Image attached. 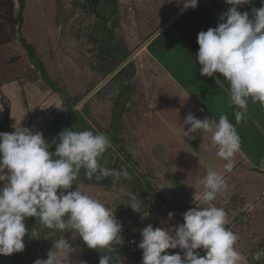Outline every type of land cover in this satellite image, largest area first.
I'll return each mask as SVG.
<instances>
[{"label": "rangeland", "instance_id": "374dc122", "mask_svg": "<svg viewBox=\"0 0 264 264\" xmlns=\"http://www.w3.org/2000/svg\"><path fill=\"white\" fill-rule=\"evenodd\" d=\"M63 1L69 8L70 0ZM117 1L120 27L115 30L114 37H122L129 49L134 51L146 42H143L145 38L152 37L160 27L165 26L187 0ZM5 2H0V12H5L2 20L15 31L14 36L18 39L13 41L14 45L17 50L20 47L27 57L17 33V0H12L7 6ZM56 11L55 0H26L21 34L31 44L49 77L62 79L71 97L76 89L78 93L83 92L80 77L91 73L87 67H79L77 58L91 46L80 31L88 25L98 29L96 21L102 28L111 25L113 18L105 22L79 10L62 32L55 21ZM171 32L172 29L168 28L166 34L156 36L132 58L135 91L131 90L128 97L124 81L120 77L111 78L83 105L78 104L75 114L69 112L65 100L54 94L52 103L62 106L54 111L58 112L57 116H52L51 120L46 112V116H32V162L34 170L40 174L38 177L42 175L45 181H38V177L27 168V178L23 182L30 187L28 205L12 199L5 200L7 206L4 208L10 211L8 227L14 226L18 231L12 233L13 237L7 229L5 234L0 235V264H12L28 255L34 226L52 229L42 244L38 264H136L129 253L110 256L102 244L90 241L98 226V215L105 212L106 204L119 198L117 193L99 181H103V172L123 156L106 139L104 131L113 124L112 106L116 104L118 111L126 97V102H137V116L134 112L129 116L125 113L118 122H122L117 135L124 140L123 154L132 152V160L138 162L141 174H147L149 184L160 194L165 205L180 210L198 202L201 206L196 220L190 221L188 229L177 217L165 212L154 217L153 221L157 222L155 230L159 236L171 239L177 246L196 248L205 259L196 263L190 256L175 260L172 246L166 245L149 257V264H263L256 260L262 256L264 249L256 246L264 241V177L257 173L253 165L243 162L241 170H235L232 178L229 177L225 190L217 191L212 186L215 174L210 172V167L218 166V160L225 158L226 154V163L235 157L228 156L230 153L225 151L223 137L213 132L218 116H210L211 121L204 122L207 127L201 129L204 133L198 137L194 126L203 123L202 116L190 111L189 115L176 113V104L179 103L174 96L177 94L178 98L179 94L167 85L168 70L158 60V44L165 43ZM15 54L10 53L0 60L9 61L11 74H21L22 68ZM189 60L188 55H183L179 65L177 63L179 69L189 70L190 73L197 70ZM10 72L7 70L5 76H10ZM34 75L44 84L38 72L35 71ZM16 93L12 124L15 129H20V126L25 127L24 121H29L31 117L24 113L25 107L28 111L34 107L35 113L40 107L36 105L40 103L33 98L30 104L29 96L25 98L20 89ZM178 107L185 112V105ZM42 133H47L44 141ZM215 171L217 175L220 170L216 168ZM234 194L240 195L238 199L241 198L242 203L235 201L238 206L225 213L228 200ZM239 211L246 213L242 224L233 222ZM219 231L224 232L223 239L231 242L233 249L227 254H209L206 246L212 244L211 238Z\"/></svg>", "mask_w": 264, "mask_h": 264}, {"label": "crops", "instance_id": "0c3cea01", "mask_svg": "<svg viewBox=\"0 0 264 264\" xmlns=\"http://www.w3.org/2000/svg\"><path fill=\"white\" fill-rule=\"evenodd\" d=\"M4 1L6 6L12 3V0ZM182 7L169 19L174 17L170 24L158 29V36L166 34L168 28L172 29L166 42L158 44V60L164 63L166 71L171 72H166V81L170 88L177 90L178 98L177 94L174 96L177 103L186 106L185 112H182L176 104L175 112L199 114L203 123L210 122V116H218L216 123L214 119L213 132L223 137L225 151H229V157L235 158L226 163V154L225 158L218 160L219 167H210V172L215 174L212 186L221 184L216 187L217 191L225 188L229 177L232 178L235 170H241L243 162L253 165L257 173L264 177V171L260 172L264 170V0H187ZM3 13L0 12V59L16 51L22 72L11 74L9 61L0 60V122L9 116L10 137L26 169L29 168L38 177L40 174L34 170L31 155L34 151L30 129L32 116H46L47 113L51 120L52 116H57L58 112L54 111L62 106L52 103L54 94L38 81L24 51L15 47L14 42L18 38L14 36L15 31L2 20L5 18ZM183 55H188L190 65L198 69L191 73L179 69L177 63L179 65ZM7 70L10 76H5ZM17 89L25 98L29 96L30 104L33 98L40 103L36 105L40 106L36 114L33 112L34 107L29 111L25 107L24 113L31 117L29 121H24L25 127L20 126V129H15L12 124ZM4 101L8 105V113ZM215 110H218L217 114H214ZM42 119L43 126L44 117ZM203 123L194 126L197 136H201L204 133L201 129L207 127ZM27 128L29 131L26 132ZM211 134L212 131L208 133L209 136ZM46 136L47 133H42V141ZM216 168L220 170L217 175ZM223 178L225 180L222 181ZM38 179L41 183L45 181L42 175ZM23 181L18 161L12 158L5 147L0 146V235L5 234L7 229L13 237L12 233L18 231L14 226L8 227L10 211L4 207L7 206V199L28 205L30 187ZM31 197L33 200L34 196Z\"/></svg>", "mask_w": 264, "mask_h": 264}, {"label": "trees", "instance_id": "16d2710c", "mask_svg": "<svg viewBox=\"0 0 264 264\" xmlns=\"http://www.w3.org/2000/svg\"><path fill=\"white\" fill-rule=\"evenodd\" d=\"M55 3L57 8L55 21L62 32L67 28L73 16L79 10H83V13L88 16H92L91 14H93V16L95 15L96 19L102 18L105 22L113 18L111 25H104L102 28V26L100 27V25H98L100 23L96 21L98 29L97 27L93 29L94 25H88L80 31V35L85 37L86 41L90 42L91 46L85 50V54L81 53L77 58L80 63L79 67L83 69L87 67L91 73L89 76L84 77L82 75V77H80L83 92L78 93L76 89V92L70 97L67 85L62 83L63 80L60 78L51 79L49 77L46 68L34 53L31 44L27 43L22 36L21 28L23 26V12L26 0H17V33L19 35L20 44L27 53L29 62L34 67V71L41 75L44 84L53 94H57L62 100H65L66 102H64V104L69 108V112L75 114L76 111H78L75 108L80 101L120 66L132 54L133 50L129 49L127 42H125L122 37H114L115 30L120 27V18L117 16L119 11L117 0H70L68 4L69 8H67V5H64L63 0H55ZM150 36L145 38L143 42L149 39ZM87 54L88 56H86ZM118 77L124 81L127 91L126 95L128 97L131 90L135 87L132 83L134 65L131 61L115 74L112 79ZM134 91L135 90H133V92ZM126 98L125 102H122L119 106L118 111L116 110V104L112 106L113 124L111 123L112 126L110 125L108 130H102L107 134V136H105L106 139L113 144L117 152L121 153L123 156L117 158L116 161L103 172V181L99 182L102 183L103 186H107V189L117 193L116 197L118 196L119 198L115 199L110 204H106L105 212H101V214L98 215V226L90 236V241L102 244L104 246V251L108 252L110 256L129 253L132 261L136 264H149V257L156 254L158 250L166 245L172 246V251L175 253V260H184L190 256L195 263L196 261L199 262L201 259H205L202 252L192 247L186 248L185 246H177L171 239H165L159 236V233L155 230L157 222L153 221V218L164 212L177 217L180 223L188 229L190 221L192 220L194 222L196 220L201 206L198 205L199 202L190 207L186 205L184 210H180V208L172 209L170 205L167 204L166 206L160 194H157L149 184L147 174H141L138 162L132 160V152L123 154L124 140L117 135L122 128V122H118L121 121L125 113H128L127 115L129 116V114L134 112L133 114L137 116V102H130V100L126 102ZM4 107L8 113V107L5 101ZM0 146L5 147V150L10 153L12 158L18 161L22 176L26 179L27 172H25L26 168L24 167L23 160L9 134L8 116L0 122ZM223 180H225V178H223L222 181ZM220 185V183L215 184L216 187ZM205 195L206 194H204L203 197H205ZM239 197L240 195L236 196V194H234L229 198L225 213H229L231 209L238 206V204H235V201L239 200ZM239 201L242 203L241 198ZM245 214L246 213L243 211H239L233 219V222L240 224L244 223L243 218ZM229 224H231V221ZM33 228L27 257L14 261L13 264H38L42 244L52 229L41 226H34ZM223 231H219L216 236H213L211 238L212 244L206 246V251L209 254L217 253L220 255L221 253H231L233 244L223 239ZM258 247L264 249V241L256 246V248ZM216 260L218 261V256H216ZM256 262H262L264 264V252L262 256L257 258Z\"/></svg>", "mask_w": 264, "mask_h": 264}, {"label": "water", "instance_id": "95a60500", "mask_svg": "<svg viewBox=\"0 0 264 264\" xmlns=\"http://www.w3.org/2000/svg\"><path fill=\"white\" fill-rule=\"evenodd\" d=\"M174 18V17H173ZM168 21V23L165 25L167 26L168 24L171 23V21ZM162 30V29H161ZM160 31V30H159ZM159 31H157L150 39H148L139 49H137L132 55H130L120 66H118L110 75L106 77L105 80H103L97 87H95L89 94H87L79 103V105H83L86 101H88L107 81H109L115 74H117L124 66H126L132 58L140 51V49L144 48L147 46L156 36H158Z\"/></svg>", "mask_w": 264, "mask_h": 264}, {"label": "flooded vegetation", "instance_id": "af4514ba", "mask_svg": "<svg viewBox=\"0 0 264 264\" xmlns=\"http://www.w3.org/2000/svg\"><path fill=\"white\" fill-rule=\"evenodd\" d=\"M150 37H151V36H150ZM146 41H147V40H146ZM135 51H136V50H134V51L132 52V54H133ZM132 54H131V55H132Z\"/></svg>", "mask_w": 264, "mask_h": 264}]
</instances>
